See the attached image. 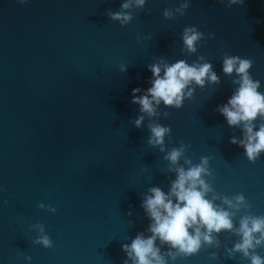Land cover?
<instances>
[{"label":"water","instance_id":"water-1","mask_svg":"<svg viewBox=\"0 0 264 264\" xmlns=\"http://www.w3.org/2000/svg\"><path fill=\"white\" fill-rule=\"evenodd\" d=\"M123 2L0 0V264H123L122 245L149 235L143 197L153 186L167 193L176 173L168 172L166 153L147 143L149 118L140 128L132 123L143 114L131 100L133 89L151 87L148 65L160 60L191 64L204 55L220 78L203 88L193 83V97L180 109L161 102L152 120L171 127L166 148L190 145L185 155L194 164L210 158L215 191L242 193L248 211L264 216V153L249 162L230 143L243 138L242 130L216 111L238 87L235 74L222 71L225 53L253 61L250 74L264 93V0L230 8L227 0H189L184 16L171 20L164 10L182 0H146L122 27L107 12ZM189 26L204 34L191 55L182 52L181 39ZM36 223L52 248L32 243ZM219 239L220 249L205 245L169 264H250L239 253L226 257L223 245L233 247L236 236ZM213 251L218 259L210 258ZM257 252L264 256V248Z\"/></svg>","mask_w":264,"mask_h":264},{"label":"clouds","instance_id":"clouds-1","mask_svg":"<svg viewBox=\"0 0 264 264\" xmlns=\"http://www.w3.org/2000/svg\"><path fill=\"white\" fill-rule=\"evenodd\" d=\"M19 2L24 3V0ZM242 3L243 0H227V7ZM145 4L146 0H125L119 11L108 10L107 15L123 27L133 20V10H143ZM188 7L189 0H182L175 9H165L163 16L169 20L174 19L177 14L182 17ZM152 38L151 35L145 37L148 40ZM210 38L214 36L210 35ZM181 39L182 52L191 55L197 52L204 34L196 27L189 26L184 28ZM252 66L251 59L228 53L223 55L222 71L230 77L235 74L236 78L232 83L238 87L234 89L227 103L218 105L216 111L225 118L229 127L242 130L243 138L233 136L230 143L242 147L248 161L255 163L261 153H264V93L258 91L261 87L260 81L254 80L250 74ZM148 70L152 73L149 81L151 87L146 91L139 87L132 91L131 103L139 105V111L143 114L132 123L140 128L145 116L149 118L150 136L147 143L166 153L164 160L169 162L167 170L175 172L176 179L170 182L171 187L167 193L160 187L153 186L144 195L141 207L151 221L146 230L149 235L140 232L130 244L122 245L127 256L123 264H129L130 261L131 264H169V260L175 262L178 257L197 254L205 245L220 249L221 233H230L238 238L231 248L223 245L227 258H234L239 253L250 264H264V256L257 252V249L264 248V216L253 215L248 211L251 204L242 193L231 197L217 193L213 187L216 177L209 168L210 158L201 156L200 162L194 164L185 155L190 145L181 143L179 147L167 149L165 138L171 136V127L152 120L153 117L161 115L157 110L161 102L166 108L180 109L186 99H192L195 92L191 87L193 83L201 88L206 83L219 84L220 78L213 71V65L204 55H200L191 64L185 60L171 64L160 60L149 64ZM120 71L126 72L127 66L121 65ZM139 93L142 94L138 95ZM163 116L167 118L169 113L164 112ZM39 207L56 212L55 208L42 202ZM241 212L245 214L240 215L236 226L234 220ZM31 227L37 232L33 244L44 248L53 247L43 224L36 223ZM157 241L160 246L167 245L168 250L162 252ZM209 255L212 259L219 258L218 251ZM24 259L31 261L30 256Z\"/></svg>","mask_w":264,"mask_h":264}]
</instances>
